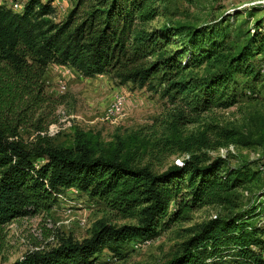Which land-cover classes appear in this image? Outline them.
Instances as JSON below:
<instances>
[{"label": "trees", "instance_id": "obj_1", "mask_svg": "<svg viewBox=\"0 0 264 264\" xmlns=\"http://www.w3.org/2000/svg\"><path fill=\"white\" fill-rule=\"evenodd\" d=\"M52 1L25 0L19 11L0 5V226L48 211L69 188L135 222L97 221L89 237L60 239L11 264H94L102 249L118 258L123 245L152 240L205 205L223 212L193 225L160 264H264V224L256 222L264 202L244 205L236 192L260 189L258 169L230 166L220 157L202 162L183 144L188 156L157 172L137 163L120 139L104 148L93 136L77 133L70 145L57 147L39 134L30 143L18 135L44 102L42 77L53 64L86 78L108 75L120 84L160 87L175 105L169 126L179 142L178 127L192 122L188 115L236 103L238 77L242 84L258 83L264 95V63L256 57L264 52L263 7L244 10L240 21L236 9L197 26H149L165 0H75L60 20ZM257 12L262 13L253 19ZM261 125L264 133V118ZM217 134L226 143L239 142L230 129ZM201 147L211 148L207 141Z\"/></svg>", "mask_w": 264, "mask_h": 264}, {"label": "rangeland", "instance_id": "obj_2", "mask_svg": "<svg viewBox=\"0 0 264 264\" xmlns=\"http://www.w3.org/2000/svg\"><path fill=\"white\" fill-rule=\"evenodd\" d=\"M11 1L5 0L7 4ZM74 1L53 0L55 20L62 19ZM256 1L165 0L159 6V15L148 25L184 23L197 26L221 15H230L236 9L240 13L252 6L264 9V0ZM262 12L254 14L253 19ZM243 17L241 13L235 21ZM256 57L264 63V52ZM202 68L196 72L200 74ZM238 81H241V88L236 103L224 109L211 108L196 116L188 115L193 117L192 122L178 127L179 142L176 143L169 126L176 117L175 105L160 93V87L152 91L130 83L120 84L108 75L86 78L68 67L49 64L42 77L44 102L34 116L19 127L18 135L22 141L30 143L39 134L48 144L57 147L70 145L77 133L93 136L104 148L112 147L120 139L125 148L131 149L137 163H147L157 172L188 156L180 149L183 144H187L202 162L220 157L230 166L246 165L257 169L264 161L261 129L264 95L258 83L247 80L242 84L241 77ZM117 94L123 96L122 106L113 118L105 119L104 109ZM220 128L235 132L233 140L239 142L226 143L217 134ZM205 141L211 148L201 147ZM216 142L219 145H214ZM236 192L244 205L264 202L262 180L259 190L245 186ZM60 195L48 211L16 217L0 226V264H11L31 251H47L60 239L80 241L87 238L97 221L114 226L135 222L132 217L114 214L100 201L89 199L83 193L65 189ZM222 212L223 208L216 205L202 206L192 211L189 219L170 223L157 237L136 248L131 242L123 245L118 250V258L106 249L100 250L94 264H160L179 248L193 225ZM258 218L256 222L263 225L264 212Z\"/></svg>", "mask_w": 264, "mask_h": 264}, {"label": "built area", "instance_id": "obj_3", "mask_svg": "<svg viewBox=\"0 0 264 264\" xmlns=\"http://www.w3.org/2000/svg\"><path fill=\"white\" fill-rule=\"evenodd\" d=\"M262 0H257L256 2H261ZM0 5H3L5 7L11 8L14 11H19L22 8L23 2L20 0H12L10 4H7L5 0H0ZM123 103V96L120 94L115 95L112 100L108 103V105L104 109V116L105 119H111L115 116L117 111L120 109ZM260 173V177L262 182L264 183V161L261 162L257 168ZM73 192H77V190L73 188H69ZM60 193L57 194L56 197H60ZM150 240H144V241H137L132 243V247L136 248L143 243H146Z\"/></svg>", "mask_w": 264, "mask_h": 264}]
</instances>
